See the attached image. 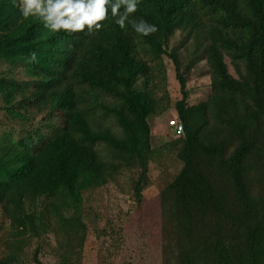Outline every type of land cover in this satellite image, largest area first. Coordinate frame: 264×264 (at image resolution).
<instances>
[{
  "label": "trees",
  "instance_id": "trees-1",
  "mask_svg": "<svg viewBox=\"0 0 264 264\" xmlns=\"http://www.w3.org/2000/svg\"><path fill=\"white\" fill-rule=\"evenodd\" d=\"M115 19L109 9L99 29L52 32L0 0V63L24 73H0L7 114L23 124L59 117L0 140V207L20 233L35 236L36 223L54 233L61 263L74 264L87 235L83 192L127 169L134 207L122 249L149 260L155 246L175 264H264V0H139L124 29ZM140 19L157 31L136 33L129 21ZM175 32L182 57L169 48ZM164 56L180 86L183 131L171 145L181 167L146 198L149 117L169 101ZM200 61L211 90L190 105L185 74ZM37 198L39 215L26 212Z\"/></svg>",
  "mask_w": 264,
  "mask_h": 264
},
{
  "label": "rangeland",
  "instance_id": "rangeland-1",
  "mask_svg": "<svg viewBox=\"0 0 264 264\" xmlns=\"http://www.w3.org/2000/svg\"><path fill=\"white\" fill-rule=\"evenodd\" d=\"M181 35L175 32L169 40V48H179L180 56L184 54V46H180ZM166 69V91L168 103L166 110L149 117L152 134V148L154 153L149 160V184L143 193L146 198L158 194L164 185L170 181L181 167V162L176 158V147L171 142L180 137L175 121H178L174 103L181 98L179 82L176 79L175 69L171 59L163 57ZM227 60V59H226ZM184 65V64H183ZM230 72L234 73L229 65ZM7 76L17 75L19 80L24 78L21 69L12 68L9 63H0V73ZM186 90L188 103L195 105L207 98L210 93V79L206 74L203 62L197 63L189 72H186ZM4 108L0 98V140H16L20 129H41L46 131L47 124L57 123L59 117L41 122L34 118L22 123L21 119H13ZM175 120V121H174ZM134 172L123 169L116 180L98 188H89L83 192V219L87 226V235L79 253H75L74 264H175L166 256H162L160 249L148 250L149 260L142 255L122 249L119 238L120 229L124 224L126 214L133 209L134 202L131 193L132 177ZM45 206V199L37 198L34 202L25 200L24 208L28 213H36ZM36 235L30 230L20 233L11 224L10 219L0 207V264H36L34 251L39 250L38 259L42 264H62L60 252L57 249L58 238L54 233H45L36 223ZM154 242H152L153 244ZM128 246V243H127ZM140 250L139 248L137 251Z\"/></svg>",
  "mask_w": 264,
  "mask_h": 264
},
{
  "label": "clouds",
  "instance_id": "clouds-1",
  "mask_svg": "<svg viewBox=\"0 0 264 264\" xmlns=\"http://www.w3.org/2000/svg\"><path fill=\"white\" fill-rule=\"evenodd\" d=\"M139 0H16V6L24 19L39 20L52 32H91L101 27L100 21L108 17L109 9L115 24L121 29L129 14L137 11ZM123 7L124 11L120 9ZM136 33L149 36L157 31L155 24L145 20L129 21ZM32 59H35L33 55Z\"/></svg>",
  "mask_w": 264,
  "mask_h": 264
},
{
  "label": "built area",
  "instance_id": "built-area-1",
  "mask_svg": "<svg viewBox=\"0 0 264 264\" xmlns=\"http://www.w3.org/2000/svg\"><path fill=\"white\" fill-rule=\"evenodd\" d=\"M174 121H175V120H174ZM175 124H176V129H175V131H176L178 134H181L182 131H183L182 124H181L179 121H175Z\"/></svg>",
  "mask_w": 264,
  "mask_h": 264
}]
</instances>
